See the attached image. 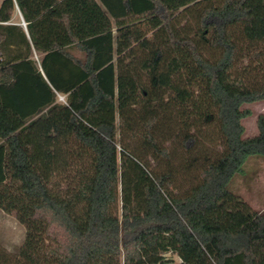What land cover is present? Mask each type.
<instances>
[{
    "label": "trees",
    "instance_id": "trees-1",
    "mask_svg": "<svg viewBox=\"0 0 264 264\" xmlns=\"http://www.w3.org/2000/svg\"><path fill=\"white\" fill-rule=\"evenodd\" d=\"M0 55V210L26 230L0 264H264L229 190L264 158V0H2Z\"/></svg>",
    "mask_w": 264,
    "mask_h": 264
},
{
    "label": "rangeland",
    "instance_id": "rangeland-1",
    "mask_svg": "<svg viewBox=\"0 0 264 264\" xmlns=\"http://www.w3.org/2000/svg\"><path fill=\"white\" fill-rule=\"evenodd\" d=\"M1 3V0H0ZM14 22H20L21 17L17 13L13 19ZM243 109H249L251 116L243 120L245 128V138L253 137L258 134L256 126L257 117L264 114V101L243 106ZM161 165L153 160L150 162V170H162ZM242 174L236 175L229 185V190L235 195L244 199L255 211L264 213V158L251 157L247 160ZM178 193H182L188 187L187 180L179 176ZM25 228L13 215L6 214L0 210V244L9 252H14L21 246L25 239ZM167 258L172 261L170 264H179L177 256L168 255Z\"/></svg>",
    "mask_w": 264,
    "mask_h": 264
},
{
    "label": "built area",
    "instance_id": "built-area-1",
    "mask_svg": "<svg viewBox=\"0 0 264 264\" xmlns=\"http://www.w3.org/2000/svg\"><path fill=\"white\" fill-rule=\"evenodd\" d=\"M21 24H22V26H23V27H25V26H26V24H25L23 21H22V23H21ZM1 60H2V58H1V55H0V61H1ZM60 100H61L62 102H65V100H64V98H63V97H61V98H60Z\"/></svg>",
    "mask_w": 264,
    "mask_h": 264
},
{
    "label": "crops",
    "instance_id": "crops-1",
    "mask_svg": "<svg viewBox=\"0 0 264 264\" xmlns=\"http://www.w3.org/2000/svg\"><path fill=\"white\" fill-rule=\"evenodd\" d=\"M1 2H2V0H1Z\"/></svg>",
    "mask_w": 264,
    "mask_h": 264
}]
</instances>
